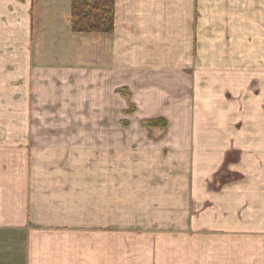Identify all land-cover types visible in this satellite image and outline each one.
I'll return each mask as SVG.
<instances>
[{
    "label": "crops",
    "instance_id": "obj_1",
    "mask_svg": "<svg viewBox=\"0 0 264 264\" xmlns=\"http://www.w3.org/2000/svg\"><path fill=\"white\" fill-rule=\"evenodd\" d=\"M70 15L71 0H0V264H86L78 248L91 242L116 264H264V0H116L115 31L100 37L72 34ZM58 73L99 112L132 102L133 120L170 124L142 173L98 175L89 242L60 172L70 146L29 124L31 103L60 99ZM126 211L130 224L111 219Z\"/></svg>",
    "mask_w": 264,
    "mask_h": 264
},
{
    "label": "rangeland",
    "instance_id": "obj_2",
    "mask_svg": "<svg viewBox=\"0 0 264 264\" xmlns=\"http://www.w3.org/2000/svg\"><path fill=\"white\" fill-rule=\"evenodd\" d=\"M47 3L50 4L49 1ZM61 5H63V3H60L59 6L56 5L55 7H50L49 10L60 8V14H63V8ZM70 32L74 34L71 30V26ZM65 58V62L62 61L60 65L69 67L70 62H67L68 56H65ZM88 68H90V66ZM59 73L56 79L55 93L56 98L59 96L60 99L55 101V104H53V107L50 108V110H41V107L38 108L35 104L31 103L29 107V115L32 118H29V124L34 127L35 130H38L37 133L40 139L47 137L52 138L54 141L51 145H60L63 143L60 141V138L64 137L65 143L63 144L70 146V150L68 152V159L70 160L69 167L68 169L60 167V169H64L60 172L63 173L64 171V174H69L71 176L69 184L70 192L72 194V214L70 215V222H72V226L76 228V231L81 233V237L86 235V240L89 242V240L94 241L95 232L97 231V228H99L98 224L101 223L102 220V218L99 219L100 216H97L94 212L95 209L92 207L96 202V189H94V187H96V185H100V180L97 179L98 175L111 174L115 176L117 175L120 178L121 176L127 174L142 173L143 171L138 165L141 162L138 163L137 161L140 159L143 160L144 158L149 160V157H145L143 153L144 149L151 148L152 141L150 140L155 141V143H160L161 139H163L166 135V131L168 130L170 124L165 118L140 121L138 119L133 120L130 116L136 113L137 107L136 104L132 102H129V109L127 111H122L121 113L113 112L110 115L109 112H99L95 110L94 102L84 103V95L79 94V92H77L79 88L72 85L75 79H71L70 81L72 84L69 85L70 82L66 81V78H64L65 76L60 75L61 73ZM126 91L127 96L122 95L120 92L124 103H127L126 101H130V94L128 90ZM68 98L70 101L67 100ZM46 111H48V113H45ZM42 114L47 115L49 119ZM159 119L164 120L166 122V126L161 124L156 128L148 127V121ZM47 128L51 129L50 133H52V135L47 134ZM116 143L118 145L117 149L113 148ZM163 151L164 156L168 157V149ZM237 158L238 157L234 155L232 160H237ZM151 161L155 162L154 159ZM46 169L47 168H44V170ZM60 172L59 170L54 171L53 167V172L50 173ZM45 173L48 172H40V174ZM224 174H226V176L230 174L227 172L226 166L222 167L217 173V175ZM118 184L124 185L122 183ZM115 194L119 197L118 202L121 201L120 197L124 194L120 192ZM84 202L86 203V208L85 205L82 206V203ZM119 206L120 211L126 210V207L121 205ZM126 213L127 211L123 214H118V216H113L111 219L116 221L118 218L120 224H126L127 222L130 224L135 220V218L132 214ZM110 217L111 215H103L104 221L106 218L110 219ZM161 217L165 220L168 216L163 215ZM50 221H52V218H43L39 220V223H41V226L42 224L46 222L49 223ZM118 227L120 230L127 229V227H122V225ZM45 233H47V231ZM93 243L94 242H91V244L87 243L86 247H83L80 243V248L78 249L80 251L79 257L81 261L84 256L86 264H116L110 263V259L105 257V255L101 254L103 257L100 258V253L98 252V254L96 252V248L93 246ZM103 249H105V247H103ZM124 249L125 248L122 246L118 248V260H125ZM81 263H83V261Z\"/></svg>",
    "mask_w": 264,
    "mask_h": 264
},
{
    "label": "trees",
    "instance_id": "obj_3",
    "mask_svg": "<svg viewBox=\"0 0 264 264\" xmlns=\"http://www.w3.org/2000/svg\"><path fill=\"white\" fill-rule=\"evenodd\" d=\"M115 20L116 0H71V15L68 22L76 35L92 37L111 35L115 31ZM120 92L127 96L125 88ZM161 124L166 126V122L162 119L147 122L150 128L159 127Z\"/></svg>",
    "mask_w": 264,
    "mask_h": 264
}]
</instances>
